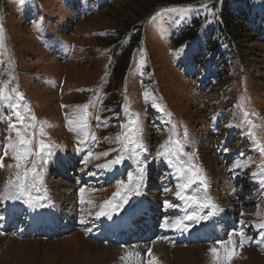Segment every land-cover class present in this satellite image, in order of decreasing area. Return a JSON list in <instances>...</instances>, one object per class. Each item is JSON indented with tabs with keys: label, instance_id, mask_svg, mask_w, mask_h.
Returning <instances> with one entry per match:
<instances>
[{
	"label": "rangeland",
	"instance_id": "obj_1",
	"mask_svg": "<svg viewBox=\"0 0 264 264\" xmlns=\"http://www.w3.org/2000/svg\"><path fill=\"white\" fill-rule=\"evenodd\" d=\"M139 1L147 9L135 12ZM221 2L0 0V86L7 83L9 90L16 88L24 97L15 100L13 94L21 110L26 105L36 117L31 131L38 133L41 122H47L43 126L46 136L37 134L36 140L58 147L52 148L46 165L37 161V170L43 169L40 193L44 195L46 190L52 202L55 193L68 199L66 207L75 210L78 221L66 233L53 231L51 235L48 228L10 230L0 225V264H77L58 255L53 246L78 238L85 246L95 244L103 252L93 264H148L152 257L154 264H221L214 261L209 249L217 247L223 255L216 242L227 241L229 235L236 241V254L222 264H264L263 231L256 227L264 223V184L260 182L264 172L258 167L264 154L256 146L258 142L264 147V0L251 1L250 12L242 6L232 12L245 29L239 39L219 32L216 24L215 28L209 25L213 20L209 15ZM187 9L191 10L181 11ZM199 13L206 20L198 29L195 19ZM188 26L199 33L184 41L192 30ZM126 52L127 70L123 68L118 75L119 61ZM83 105H88V133L95 140L89 138L79 145L83 134L79 129L70 131L68 121L83 115L78 107ZM245 113L251 123L245 122ZM137 117L146 148L136 150L141 163L125 151L119 153L125 156L122 163L98 167L118 155L114 149H120L124 141L117 143L116 138ZM11 123L16 120L10 109L0 106V145L8 143L9 135L15 138ZM170 139L181 160L187 162L191 156L203 170L206 189L199 183L187 191L201 195L206 191L222 209L215 222L213 216L208 218L221 227L220 232L213 230L204 239L162 236L116 245L94 240L91 230L100 224L92 216L113 198L120 181L127 184L129 173L138 175L140 166L145 167L140 194L132 192L119 209L138 205L134 199L140 202L149 197L146 200L157 216V230L165 219L172 222L184 216L185 203L175 195L179 177L167 159L158 156L160 146ZM73 145L83 151H71ZM89 151L93 155L84 163ZM238 161L241 167H235ZM3 163L0 189L16 171L6 167L15 163L11 152ZM64 168L70 170L71 181L66 180L62 187L56 183L63 182L60 174ZM82 188L84 204L80 202ZM166 202L173 206L166 207ZM241 221L249 238L242 248L232 225ZM184 234L177 230L173 235Z\"/></svg>",
	"mask_w": 264,
	"mask_h": 264
},
{
	"label": "snow or ice",
	"instance_id": "obj_2",
	"mask_svg": "<svg viewBox=\"0 0 264 264\" xmlns=\"http://www.w3.org/2000/svg\"><path fill=\"white\" fill-rule=\"evenodd\" d=\"M191 9L181 10V11H190ZM167 11V10H166ZM159 15V13L157 14ZM2 45V41H0ZM15 100H23L24 97L19 94L16 88L8 89L7 83L0 86V106H4L10 109V115L15 117L16 123H11L9 125L12 132L15 133V138L12 135L8 136V143L0 145V151L3 152V155L0 156V168L5 167L3 160L5 157L9 156L11 152V158L15 161L14 164H9L6 167L9 169H15L14 178H8L5 181V184L2 189H0V203L6 201H22L23 204L28 205L30 208L36 207H46L47 205L42 203V201L47 200L46 190L44 195H35L34 193H40L43 182V169L37 170V161H42L43 164H47L48 160L52 155V148L55 145L46 143L43 139L36 140V135L40 137L46 136V133L43 131V126L47 125V122H41L42 126L40 127L38 133L31 131L36 127V117L31 114V109L28 106H23L21 110V105ZM147 96V94H146ZM64 107V106H62ZM81 107L83 115L79 116L77 120H69L70 131H79L83 134V139L79 140V145H84L87 139L95 140V136L89 137L88 125H87V109L88 105L78 106ZM153 107H158V105L153 104ZM163 111V109H160ZM245 115V122L251 123L247 120V113ZM30 119L31 122H28ZM99 119V118H97ZM231 126V125H229ZM127 131L123 132L121 136L116 138L117 143H121L123 138V143H121L120 149H114L118 152V155L113 159L108 161L106 164L98 165L102 168H112L115 165L122 163L125 159L123 153L128 152L130 156L137 157V163L141 162L138 159L139 153L136 151H146L145 145L142 142L140 133L142 129L139 125L138 117L131 121L130 126H125ZM257 149L264 154V147H261L259 143L256 144ZM58 147V146H55ZM162 151L158 152V156H162L167 159L170 167L175 169L176 175L181 179L182 183L177 184V191L175 195L184 201L187 207H194L195 210L190 214H186L183 217H177L172 222H169L168 219H165L162 227L164 228H175L178 231H187L189 224H186L185 221H191L192 223H199L201 220H206L222 209L212 201V199L207 195L205 191L201 195L198 191H193L191 194H187V190L191 189L197 181H200V184L206 189L207 185L204 182L203 170L197 167L192 162V157H187V162L180 159L179 150L172 147L171 139L166 141L165 144L161 146ZM77 151H83V148L78 146ZM93 153L88 152V156L85 158L84 163H87L89 157H92ZM100 155H107V153H102ZM35 157V159H31ZM97 159L99 156L96 157ZM29 163L31 167H29ZM242 165L238 161L235 167H241ZM247 166V164L243 165ZM261 172H264V162L258 166ZM257 173H253V176H257ZM145 177V167L140 166L138 168V175L133 176L131 173L128 175V183L125 184L124 181H120L118 185V191L113 194V198L105 201L100 206V211L96 213L97 218L101 216H107L111 219V212H114L121 208L124 204L128 202V197L132 192H135L137 195L140 194L141 185ZM261 184H264V179H261ZM81 204L85 203L83 199L84 189L81 190ZM165 191L169 189L165 188ZM119 197V202H116V198ZM91 204V201H88ZM173 205L167 204L166 207H172ZM205 209L208 211L205 213ZM243 215V213H242ZM259 215V213H257ZM0 219H3L0 216ZM240 224L243 226L244 222L241 221ZM260 230H264V223L256 225ZM234 235L239 236V246L242 248L245 242L249 239L244 235L243 227L238 230H234ZM264 236V232L260 233ZM217 244L220 245V248L223 249V255H221L220 249L217 247H212L209 249V252L212 254L214 261L222 262L230 261L232 257L236 254V241L233 240V236L229 235L227 241H217ZM232 247L229 248L228 246ZM137 255H139L137 253ZM148 255H152V250L148 249ZM155 257L148 262V264H154Z\"/></svg>",
	"mask_w": 264,
	"mask_h": 264
},
{
	"label": "bare ground",
	"instance_id": "obj_3",
	"mask_svg": "<svg viewBox=\"0 0 264 264\" xmlns=\"http://www.w3.org/2000/svg\"><path fill=\"white\" fill-rule=\"evenodd\" d=\"M71 151H74L76 152L77 151V146L76 145H73L70 149ZM56 184H60L62 187L63 186H66L64 184V182H59V183H56ZM52 198L54 199L53 202H52V206L46 210V212H48L50 215L49 216H46V215H41L36 209L32 208L30 211H31V217L33 218V221L30 222V224L32 226H36L37 222H34V221H44V222H50L51 225H54L56 223L57 218H58V214L60 211H63V216L65 218H67V220H71V223L73 224L74 223H78L77 219L75 218L76 215H75V210H70L69 208H67V202L68 199H60V196L58 194V197H57V193H55L54 197L52 196ZM70 198V197H68ZM148 200V199H147ZM63 202H65V204H63ZM73 202V201H72ZM71 203V202H70ZM64 206H63V205ZM74 204V203H73ZM223 205V203H221ZM90 205L94 206L93 203H91ZM226 206V205H223V207ZM227 206H230V205H227ZM62 207L65 209V210H62ZM140 207L146 211H149L148 209V202L146 200H144L141 204H140ZM67 208V209H66ZM100 211V209H99ZM98 211V212H99ZM150 212L152 213L153 215V212L150 210ZM74 213V214H73ZM97 213V212H96ZM96 213L92 216V217H95ZM61 214V215H62ZM228 214V213H227ZM122 215V213H121ZM120 213L119 214H115L114 212H111V219H109L107 216H103V217H106L107 220H110V221H116L114 225H118L120 222L119 220L121 219V216ZM152 215H148V222L150 223V228L152 230H154L155 228L153 227L152 225ZM40 217V219H38ZM43 217V218H41ZM127 219V223H122V225H124L123 227H128V226H131V221L129 218H126ZM191 221H185L186 224L190 223ZM74 225V224H73ZM211 226V225H210ZM68 227H70V224H68ZM72 227V226H71ZM190 227H193V226H189ZM213 227V224L212 226ZM218 227H216L217 229ZM117 229V227L115 228ZM189 230V229H188ZM194 228H190V231H193ZM177 230L175 228H164L161 226L160 230L159 231H156L155 232V236H151L152 237H173L174 239H181L184 235L182 236H177V235H173L174 233H176ZM170 233H172V235H170ZM50 234H53L52 232H50ZM78 236V235H77ZM71 237V236H70ZM75 237V236H74ZM81 237V236H80ZM72 238V237H71ZM64 240V239H62ZM68 240V239H67ZM87 241V240H86ZM88 242V241H87ZM100 245V244H98ZM101 247V246H100ZM107 247V246H106ZM54 250H56L57 254L58 255H62L63 257H66L69 261L71 262H74L76 261L77 264H80L79 260L82 259V264H87L89 261L90 263H94L95 260L97 259H100L98 258V256H102L103 255V252H99L98 250L100 248H98L97 245L95 244H91V243H87V245L85 246L81 240L78 239H72V240H68V241H62V243L59 245V244H56L53 246ZM104 248V247H103ZM102 248V249H103ZM108 248V247H107ZM155 248V247H154ZM63 249L65 250V253L62 252ZM106 249V248H105ZM103 249V250H105ZM102 250V251H103ZM114 250V249H113ZM98 251V252H97ZM157 252V251H155ZM65 264H71L70 262L68 263H65Z\"/></svg>",
	"mask_w": 264,
	"mask_h": 264
},
{
	"label": "trees",
	"instance_id": "obj_4",
	"mask_svg": "<svg viewBox=\"0 0 264 264\" xmlns=\"http://www.w3.org/2000/svg\"><path fill=\"white\" fill-rule=\"evenodd\" d=\"M160 1H163V0H159V2ZM184 1H186V0H179L180 3H184ZM251 1H253V0H222V2L220 3L221 5L217 9V11L215 13H212V14L209 15L213 19L212 22L209 24L210 27H214L215 28L214 25L216 24V25H218L216 30H218L219 32H223L224 35H227L229 38L239 39L242 36V33L245 32V29H243V27H244L243 24H241V22L234 17L232 12H234V10L238 6H242V9L245 10L246 12H250ZM151 2H154V1H150V3ZM170 3H172V2H170ZM215 4H217V3H212L213 6ZM138 6H139V8L136 9L135 12H137V11L141 12V11L147 9V7L142 5L140 3V1L138 3ZM231 8L233 9V11H232ZM205 16H206L205 14L199 13L198 14V19L197 18L195 19V21H196L195 26H198L197 27L198 29L202 25H204L205 20H206ZM199 18H201V19H199ZM209 25H207V26L209 27ZM188 27H190L192 30L190 32H188V35L186 36L184 41L185 40L187 41V39H189V38L191 39V37L195 33L196 34L199 33V31L196 28H194V26H188ZM128 56H129V53L126 52L122 56V58L120 59L119 65H118L119 69L117 70L118 75L123 73V68L126 71V69H127L126 67L128 66L126 64Z\"/></svg>",
	"mask_w": 264,
	"mask_h": 264
}]
</instances>
